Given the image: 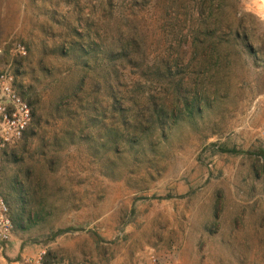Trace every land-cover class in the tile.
Instances as JSON below:
<instances>
[{"label": "rangeland", "instance_id": "obj_1", "mask_svg": "<svg viewBox=\"0 0 264 264\" xmlns=\"http://www.w3.org/2000/svg\"><path fill=\"white\" fill-rule=\"evenodd\" d=\"M209 1L0 0V264H264V0Z\"/></svg>", "mask_w": 264, "mask_h": 264}, {"label": "built area", "instance_id": "obj_2", "mask_svg": "<svg viewBox=\"0 0 264 264\" xmlns=\"http://www.w3.org/2000/svg\"><path fill=\"white\" fill-rule=\"evenodd\" d=\"M33 122V109L24 98L10 70L0 71V247L11 241L14 223L1 190L3 155L25 137ZM26 264H48L42 255ZM146 264H162L151 256Z\"/></svg>", "mask_w": 264, "mask_h": 264}, {"label": "trees", "instance_id": "obj_3", "mask_svg": "<svg viewBox=\"0 0 264 264\" xmlns=\"http://www.w3.org/2000/svg\"><path fill=\"white\" fill-rule=\"evenodd\" d=\"M209 2H212V0H210ZM206 21H207V25L209 28H212V14L211 12L208 13V15L206 16ZM211 40V39H209ZM210 42V41H209ZM209 52V54H212L213 53V50L211 49V47L209 46L208 48V51L206 50V53ZM214 58V56H213ZM264 60V59H263ZM81 88V87H80ZM22 95L25 97V93L24 92H21ZM26 100L30 103V105L32 106V109H33V101H31L29 98H26ZM182 101V100H181ZM184 103H185V107L188 109V110H192L196 104H198L199 108L200 106L202 107V104L204 102V98H202V94H198L197 97H194L192 98L191 100H189V97H185L183 99ZM173 108H175V106H173ZM161 110H159V112L163 115V120H168V118L170 120H172L173 122H176L177 119H178V116H177V113L174 112V109H171V111H169L168 109H166V106L165 107H162L160 108ZM168 110V111H167ZM34 115H35V112L33 110V119H34ZM161 119V118H160ZM162 120V119H161ZM163 122V121H162ZM27 135V134H26Z\"/></svg>", "mask_w": 264, "mask_h": 264}]
</instances>
